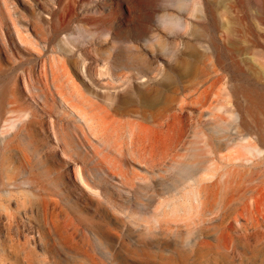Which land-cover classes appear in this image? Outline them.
<instances>
[{"label":"bare ground","instance_id":"bare-ground-1","mask_svg":"<svg viewBox=\"0 0 264 264\" xmlns=\"http://www.w3.org/2000/svg\"><path fill=\"white\" fill-rule=\"evenodd\" d=\"M100 1L43 0L44 9L36 4L32 13L25 15L11 7L9 0H0V22L7 14L13 25V29L6 33L16 34L23 45L30 47L25 59L0 64V124L8 121L10 127H15L13 120L16 118L11 115L16 113L17 119L22 121V109L11 93V82L27 64L38 66L37 77L43 97L55 100L56 96L62 107L70 110L69 116H76L75 123L82 121L94 137H98L96 122L75 105V99L125 102L138 97L145 104L161 100L156 106V112L160 114L171 96L167 95L165 99L164 87L172 82L180 86L184 81V70L187 71L185 78L191 79L204 53L211 52L223 66L227 56L244 58L252 53L250 49H264V6L252 7L254 18L263 26L262 31L248 19L252 14H245L244 11L241 16L240 13L234 16L221 9L225 2H231L234 11L242 12L244 0H181L191 4V9L184 15L187 19L183 26L186 31L178 37L180 45L168 59L160 55L154 57L157 64L164 68L157 65L151 71H143L131 57L129 63L116 72L122 47L128 42H139L146 48L148 39L144 38L170 18L157 11L171 4L168 3L170 0ZM96 4H101V10L94 8ZM216 14L226 20L218 22ZM237 30L247 38L236 34ZM4 32L0 28V34ZM83 35L94 38L96 42H85ZM108 35L114 44L105 57L97 45ZM87 63H90V73ZM238 70L235 66L231 74L232 102L227 108L229 115L236 111L239 114V123L233 132L238 133L239 140L243 139L238 130L242 127L264 146V90L247 81ZM159 74L161 77H156ZM100 78L105 80L98 81ZM142 82L147 83L145 88H137L136 84ZM51 116L53 113L50 110L49 118ZM63 120L60 117L48 122L51 147L35 145L34 149H26L20 137L25 129L21 126L22 122L13 133L7 132L8 129L0 132V264H150L157 255L159 264H188V239H180L157 253L146 240L139 242L130 237V243H123L116 237L117 232H114L112 240L104 239V228L94 216L90 219L91 223L85 225V171L78 164L77 149L65 132ZM161 125V120L150 125H138L136 131L128 133L130 144L145 129L150 143L159 141ZM76 126L84 128L81 124ZM183 136L184 130L181 129L177 139L181 141ZM246 148L257 154L261 152L253 146ZM52 149L61 154L64 172L70 183L79 186L82 191L72 193L61 188L64 179L61 169L48 163L44 168L41 162L45 153ZM128 153L133 155L131 149ZM173 168L182 176L194 174L184 161L176 162ZM257 186L260 188L256 191L251 188L246 190L242 199L240 214L247 217L248 224L244 226L249 234L233 243L241 241L248 251L264 256V182H258ZM199 188V184H190L178 190L176 195L161 197L155 206L156 216L199 213L204 205ZM236 199V195L232 194L219 203L225 207ZM187 232L190 234L191 230ZM223 241L227 243L228 240L225 237ZM226 243L206 244L210 249H216Z\"/></svg>","mask_w":264,"mask_h":264},{"label":"rangeland","instance_id":"rangeland-1","mask_svg":"<svg viewBox=\"0 0 264 264\" xmlns=\"http://www.w3.org/2000/svg\"><path fill=\"white\" fill-rule=\"evenodd\" d=\"M9 3L25 15L31 14L36 4L42 9L45 7L43 0H9ZM168 3L171 5L157 12L170 18H166L160 28H155L144 38L148 39L146 48L139 42H128L124 45L115 67L116 72L127 65L131 57L139 69L151 71L158 65L155 56L160 55L168 59V56L176 51L180 45L178 37L186 31L183 27L187 21L184 15L191 9V4L181 0H170ZM100 5L96 4L94 8L99 11ZM262 6L264 0H244L242 12L234 11L231 2H225L221 9L234 16L236 13L241 16L244 11L245 14H252L247 18L253 21L252 24L254 23L257 29L263 31V26L254 18L255 10L252 9ZM4 15L0 22V28L5 30L0 34V64L21 61L26 58L30 49L19 41L16 34L6 33L13 29V25L7 14ZM132 17L134 20L133 13ZM222 19L226 20L216 14L218 22L223 21ZM239 30L242 31L241 28ZM239 30L235 32L240 35ZM240 36L247 38L244 34ZM82 39L92 44L96 42L94 38L89 39L85 35ZM104 39L103 42H98L101 44L97 46L101 55L106 57L114 43L109 35ZM258 48L260 49L254 48L255 51L249 50L252 53L245 56L249 57L247 61L243 56L232 58L226 54L223 66L219 65L211 52L204 53L191 79L185 78L187 71L184 70V81L180 86L172 82L164 87L165 99L167 95L171 96L160 114L156 112V106L161 100L145 104L138 97L125 102L75 99V105L83 112L86 111L96 122L98 137H94L82 121L75 123L76 116H69L70 110L62 107L56 96L55 100L43 97L37 77L38 66L27 64L18 71L11 82V93L18 101L17 106L22 109V121L17 119V113L11 115L13 119L16 118L13 120L15 127H10L8 121L3 122L0 124V132H6L8 129L7 132L13 133L19 122H22L21 126L25 129L20 137L26 149H34L35 145L51 147L52 139L47 131L48 122L51 119L64 118L65 132L77 149L78 164L85 171V225L91 223L90 219L94 216L104 228V239L112 240L114 232H117L116 237L123 243H130V237L139 242L146 240L157 253L180 239H188V264H264L263 255L248 251L241 241L233 243L249 234L248 228L244 226L248 224L247 217L240 214L242 199L246 190L251 188L256 191L260 188L257 186L258 182H264V146L242 127L238 130L243 139L239 140L238 133L233 132L239 123V114L237 111L232 115L227 113V108L232 102L230 81L235 66L247 81L264 90V49ZM87 69L90 73V63H87ZM146 84L138 83L136 87L144 89ZM65 89L68 90L66 87ZM50 110L53 113L51 118ZM157 120L162 121L163 127L159 141L150 143L146 138L145 129L139 132L133 144H130V130L136 131L138 125H150ZM76 124L83 125V130ZM181 129L184 130V136L183 140L179 141L177 136ZM247 146L258 148L261 152L257 154L256 151L248 150ZM129 149L132 156L128 153ZM178 161L189 165L194 174L190 177L180 175L173 168ZM5 162L8 163L7 160ZM41 163L44 168L47 167L45 163H48L61 169L64 175L61 188L72 193H76V190L82 191L79 186L75 187L70 183L67 173L64 172L60 153L53 149L48 151ZM190 184H199L200 187L204 205L199 213L156 216L155 206L158 199L176 195L178 190L189 187ZM232 194L237 197L235 201L225 207L220 205L221 200ZM188 230H191L190 234ZM225 237L227 243L223 241ZM218 241L226 245L210 249L206 244ZM123 255L126 256L125 253ZM159 262L157 255L150 264Z\"/></svg>","mask_w":264,"mask_h":264}]
</instances>
